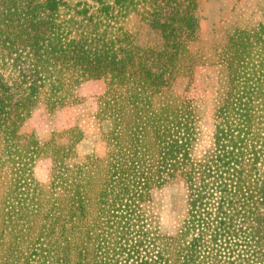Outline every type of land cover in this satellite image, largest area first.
I'll use <instances>...</instances> for the list:
<instances>
[{
    "label": "trees",
    "instance_id": "trees-1",
    "mask_svg": "<svg viewBox=\"0 0 264 264\" xmlns=\"http://www.w3.org/2000/svg\"><path fill=\"white\" fill-rule=\"evenodd\" d=\"M197 2L0 0V264H264V20L228 36L204 123L202 101L172 91L193 69ZM132 17L158 45L137 43ZM90 79L112 124L91 152L76 125L23 129ZM176 181L185 210L169 233L154 194Z\"/></svg>",
    "mask_w": 264,
    "mask_h": 264
},
{
    "label": "rangeland",
    "instance_id": "rangeland-1",
    "mask_svg": "<svg viewBox=\"0 0 264 264\" xmlns=\"http://www.w3.org/2000/svg\"><path fill=\"white\" fill-rule=\"evenodd\" d=\"M196 15L198 28L190 43L194 54L193 69L189 76L178 77L172 91L174 95L192 98L196 103L201 100L207 123L212 112L209 102L213 88L221 78L218 61L228 36L238 28L254 26L264 20V0H197ZM130 26L137 28L136 41L139 45H158L159 34L143 23L138 17H132ZM136 30V29H135ZM102 79H90L75 88L74 94L79 102L67 104L55 111H49L43 104L35 106L23 129L34 133L39 139H48L53 132H61L71 126H78L84 132L82 140L76 145L79 154L92 151L96 133L99 129L108 131L110 120L101 123L95 118L98 110V98L105 90ZM207 125H205L206 128ZM52 160L45 157L35 164L34 172L44 181L50 171ZM161 219V228L165 232L176 231L179 220L185 210L184 189L181 182H173L154 194Z\"/></svg>",
    "mask_w": 264,
    "mask_h": 264
}]
</instances>
